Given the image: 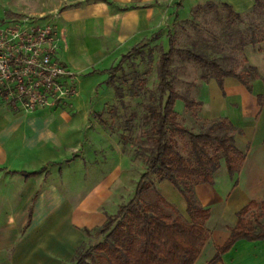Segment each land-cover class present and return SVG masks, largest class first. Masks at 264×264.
Listing matches in <instances>:
<instances>
[{"label": "rangeland", "instance_id": "1", "mask_svg": "<svg viewBox=\"0 0 264 264\" xmlns=\"http://www.w3.org/2000/svg\"><path fill=\"white\" fill-rule=\"evenodd\" d=\"M70 1L0 0V23L7 26L15 23L34 27L48 25L57 39L66 42L65 32L60 27L68 19V10L73 6L72 3L69 4ZM152 1L156 7V27L150 35H143L125 53L128 57L123 62L122 70L114 77L119 91L106 82L108 74L98 73L100 68L90 65L77 72L72 69L82 90L74 102L54 109L56 116L69 120L66 124L74 130L72 136H68L70 132L67 137L60 138L61 143L56 146V156L60 159L56 162V215L68 201L70 208L77 211L92 187L107 177L114 179V182L108 189V198L99 207L106 217L113 215L119 205L132 197L135 185L145 171V159L152 143L146 105L157 102V60L159 54L167 50L169 37L173 39L176 48L197 51L236 73L244 72L250 65L245 56L249 57L251 63H258L262 58L252 50L251 54L246 53L250 48L264 46V0H259L257 4L255 0ZM129 2L132 6L147 5L146 0ZM225 3L241 15L239 21L227 20V12L223 8ZM120 59L110 67L116 66ZM105 63L101 64L106 65ZM171 74L176 92L191 100H196L201 83L211 79L210 74L193 60L176 54L172 59ZM204 78L208 79L203 80ZM245 79L250 81L247 77ZM9 107L14 113L24 111L14 106ZM175 111L178 121L190 132L197 133L206 126L207 121L200 119L201 110L198 108L187 111L183 103L178 101ZM173 139L180 153L185 156L186 138L175 135ZM239 147L242 151L246 149L245 145L239 144ZM161 183L156 182L155 187L166 200V204L161 205L164 212L172 216L180 214L187 219L185 209L178 202L181 199L185 203L179 197V192L169 182L164 181V185ZM19 184L16 188L22 191ZM0 188L3 190L2 186ZM170 192L176 199L170 198ZM145 200L154 201V192L151 191ZM2 205L4 203L0 202V239L6 236L9 240L0 243V264H70L80 246L97 242L94 238L85 236L81 229L83 226L69 222L68 225L61 226L67 228L71 235L74 233L78 236L71 250L59 246L60 250L56 253L46 251L43 255L40 252L36 254L33 247L23 251L26 248L23 246L24 236H18L25 221V210L22 213L18 211L22 203L12 202L13 211L6 214L1 211ZM210 215L205 224L208 238L210 232H221L215 227L214 207L210 210ZM97 227L99 225L87 228L93 234ZM214 243H220L219 239L213 237L211 244ZM25 256L31 258V262L43 256V261L31 263L25 260ZM205 259L206 255H202L200 260Z\"/></svg>", "mask_w": 264, "mask_h": 264}, {"label": "crops", "instance_id": "2", "mask_svg": "<svg viewBox=\"0 0 264 264\" xmlns=\"http://www.w3.org/2000/svg\"><path fill=\"white\" fill-rule=\"evenodd\" d=\"M129 1L71 0L69 4L73 6L68 10V19L60 27L65 32L66 42L60 38L55 42V56L59 62L70 71L77 72L91 65L100 68L98 73L108 74L106 71L112 68L113 62L122 59L130 51L129 47L132 48L143 35H150L156 27L153 1L146 0V6H132ZM251 50L262 57L258 63H251L245 56L258 74L251 81V91L233 78H225L222 88L212 78L198 88L195 101L202 103L200 119L228 120L241 131L236 136V146L240 149L239 144L245 145L246 154L240 170L233 177H229L222 163L214 174L212 185L194 188L195 196L204 208L209 211L215 208V227L221 231L210 232L194 264H207L213 258L217 248L228 239V228L236 224V213L241 208L249 202L264 200V46L250 48L246 54H251ZM76 89L77 95L59 106L75 101L82 90L77 79ZM9 106L0 99V186L3 187V190L0 188V202L4 203L1 211L12 213V202L22 203L18 211L25 210V221L18 236H24L26 248L23 251L33 247L36 254L43 255L46 251L56 253L59 246L71 250L78 236L71 235L62 226L69 222L83 226L81 229L101 226L107 217L99 207L108 198V189L114 179L104 178L92 187L77 211L70 208L68 201L56 215V162L60 160L56 156V146L60 145V138L67 137L70 132L68 136H72L74 130L66 124L69 120L56 116V106L17 113ZM18 183L22 191L16 188ZM169 194L170 198L176 199L171 192ZM178 202L186 209L181 199ZM213 237L220 243L212 245ZM8 240L2 236L0 243ZM202 255H206L204 261L200 260ZM29 259L32 260L25 256V260L31 262ZM35 261H43V256L31 263ZM215 264H264V240H239Z\"/></svg>", "mask_w": 264, "mask_h": 264}, {"label": "trees", "instance_id": "3", "mask_svg": "<svg viewBox=\"0 0 264 264\" xmlns=\"http://www.w3.org/2000/svg\"><path fill=\"white\" fill-rule=\"evenodd\" d=\"M259 0H255L257 4ZM227 20H240L241 15L228 4H223ZM264 39V38H263ZM185 56L206 70L222 88L225 78H233L248 91L251 81L258 77L255 67L236 73L221 67L213 59L188 48H176L169 37L168 48L159 54L156 68L157 102L146 105L150 122L151 146L145 159V171L138 179L132 197L107 216L106 221L92 232L83 228L86 237L97 242L80 246L70 264H194L206 241L205 228L210 211L195 196L198 185L214 183V174L223 163L229 177H233L244 161L246 152L236 146V136L241 134L228 120L218 118L207 121L201 131L187 130L175 111L178 101L187 111L200 109L202 103L176 92L172 85L171 65L174 55ZM124 55L120 62L107 70L106 82L119 91L114 82L116 73L122 70ZM249 78L250 81L245 78ZM204 78L203 80H207ZM118 97H121L118 94ZM186 138L187 153L183 156L177 148L174 136ZM169 182L183 197L187 219L164 212L161 205L166 200L157 192L155 183ZM153 191L154 201L145 197ZM264 200L249 202L236 213V224L229 227V237L217 248L207 264H215L239 240H264Z\"/></svg>", "mask_w": 264, "mask_h": 264}, {"label": "built area", "instance_id": "4", "mask_svg": "<svg viewBox=\"0 0 264 264\" xmlns=\"http://www.w3.org/2000/svg\"><path fill=\"white\" fill-rule=\"evenodd\" d=\"M48 25L0 26V99L34 111L68 103L77 95L76 74L56 58Z\"/></svg>", "mask_w": 264, "mask_h": 264}]
</instances>
